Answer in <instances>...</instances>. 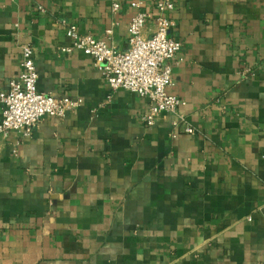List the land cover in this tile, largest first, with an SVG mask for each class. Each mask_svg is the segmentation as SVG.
<instances>
[{"label": "crops", "instance_id": "obj_1", "mask_svg": "<svg viewBox=\"0 0 264 264\" xmlns=\"http://www.w3.org/2000/svg\"><path fill=\"white\" fill-rule=\"evenodd\" d=\"M134 1L153 14L159 0H0V93L28 43L37 89L80 99L0 136V264H264V0L166 14L182 44L168 91L192 134L166 113L146 125V98L61 51L68 25L125 50Z\"/></svg>", "mask_w": 264, "mask_h": 264}, {"label": "built area", "instance_id": "obj_2", "mask_svg": "<svg viewBox=\"0 0 264 264\" xmlns=\"http://www.w3.org/2000/svg\"><path fill=\"white\" fill-rule=\"evenodd\" d=\"M131 6L136 12L128 23V47L125 50L90 34H80L74 25H68L65 34L71 44L62 47L61 51L79 50L87 54L111 90L125 89L146 98L149 101L143 114L146 125H154L160 115L166 113L179 117L172 122L173 127L181 126L183 132L192 134L193 128L184 124L178 113L182 100L168 91L172 85V60L182 45L168 33L173 21L166 14L174 9L175 0H159L153 14L143 8L141 1H134ZM112 9L117 10L118 3H113ZM150 18H153L155 28L150 36L144 37L142 29ZM19 48L21 62L18 75L11 79L8 90L0 93V136L4 138L11 132L29 137L42 117L63 118L80 104V99L40 92L37 89L34 48L28 43L20 44Z\"/></svg>", "mask_w": 264, "mask_h": 264}]
</instances>
